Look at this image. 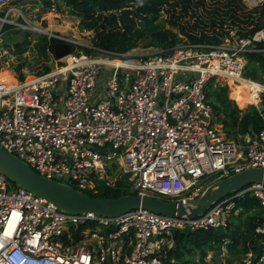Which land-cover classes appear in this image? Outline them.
<instances>
[{"label":"built area","instance_id":"2783aa9c","mask_svg":"<svg viewBox=\"0 0 264 264\" xmlns=\"http://www.w3.org/2000/svg\"><path fill=\"white\" fill-rule=\"evenodd\" d=\"M15 1L0 0V40L9 17L19 12ZM248 2L251 8L264 5ZM225 29L220 43L184 40L120 65L113 60L126 52L71 50L47 72L0 83V146L38 174L87 194L104 187L126 190L123 175L129 174L131 193L186 208L210 185V175L216 181L264 169V128L243 134L241 142L226 138L204 90L212 77L229 85L255 82L244 76L243 53H264L256 45L264 41V27L245 37L237 25ZM106 65L112 76L97 99L96 78ZM256 83L254 105L261 104L264 114V82ZM10 183L0 173V264H166L175 230L226 228L245 193L264 209L261 182L193 218L144 208L115 216L73 214L24 188L10 189Z\"/></svg>","mask_w":264,"mask_h":264},{"label":"trees","instance_id":"16d2710c","mask_svg":"<svg viewBox=\"0 0 264 264\" xmlns=\"http://www.w3.org/2000/svg\"><path fill=\"white\" fill-rule=\"evenodd\" d=\"M61 1L64 6L80 14L81 29L93 32V46L116 53H125L139 47L168 50L184 40L196 43H220L228 35V31L222 28L223 22L218 23L215 20L211 23L213 28L210 33L204 30H187L180 21L182 15H176L175 10L179 8L180 14H186L191 8V0ZM43 2L47 8L55 7L59 10L61 7L58 1L44 0ZM199 4L202 5L203 0H199ZM246 7L241 0H230L222 7L223 13L228 14L231 19V27L237 25L239 35L244 37L251 36L264 27V18L262 22H255L251 16L253 13L258 15L259 19L264 17V5L248 8L246 15H240L238 11ZM162 13L169 18L170 27H164L161 24ZM191 14L195 20L200 19L195 13ZM6 25L7 28L11 27ZM216 25H219L223 31L219 32L215 29ZM192 28H198V23H195ZM23 42L15 45L17 52L25 50V47L22 48ZM60 42L63 41L54 36L41 35L35 46L39 49L41 56L48 57L49 54H53L54 46ZM256 45L263 47L264 41ZM70 46L72 52L93 54L92 48L73 43ZM243 57L246 60L244 76L255 82H264V53L245 52ZM21 67L22 64L15 70L19 78L24 77L23 73H20ZM50 69L49 65H45L39 73ZM117 76L122 83L124 74L119 71ZM204 90L213 109L214 122L221 125L226 138L241 142L243 134L256 133L264 128V119L256 106L253 103L244 105L239 84L232 86L212 77L206 83ZM121 193H127V191L120 187H104L99 193H89V195L118 197ZM236 205L241 210L231 217L228 226L224 229L175 230L173 246L167 252L166 264H203L208 252L219 249L224 243L227 251L232 255L239 252L244 256L250 254L249 262L242 264H264V209L259 200L250 193H245L237 199ZM195 256H198V261H195Z\"/></svg>","mask_w":264,"mask_h":264},{"label":"rangeland","instance_id":"374dc122","mask_svg":"<svg viewBox=\"0 0 264 264\" xmlns=\"http://www.w3.org/2000/svg\"><path fill=\"white\" fill-rule=\"evenodd\" d=\"M43 1L44 0L15 1L14 5L18 8L19 12H16L9 17V25L11 27L7 28V25L4 26V33L0 40V83H8L10 78L18 77V72L16 73L15 70L20 64H22L20 73H23V75L40 74L39 71H41L45 65H49L51 68H54V55L49 54L48 57H43L41 56L39 49L35 46L38 37L41 35L49 37L55 34L65 38L66 40L80 44V46L88 48L93 46V32L79 27L80 14L77 11L68 6H64L61 0H57L58 4L61 5L59 10L55 7L47 8ZM229 1L230 0H203V4L200 5L199 0H191V8L186 14H180L179 8H176L177 10H175V14L182 15L180 21L187 30H204L207 33H210L213 28V26H211L213 20L218 23H220V21L223 22L222 28L228 29L231 27V19L228 14L223 13L222 7ZM248 1L249 0H241V2L247 7L246 9H240L238 11L240 15H246L247 13L245 12L248 8H251ZM191 13H195V15H198L200 19L195 20V18L191 16ZM251 16H253L252 20L255 22H262V19L264 18L262 17L259 19L258 15L253 13ZM195 23H198V28L193 29L192 27ZM161 24L164 27H170V20L167 18L166 14L162 13ZM239 26L241 27L240 24ZM215 29L219 32L223 31L219 25H216ZM174 30L176 29L174 28ZM21 42L24 43L22 48L25 47V50L17 52L15 45ZM155 50L158 49L135 48L126 52V56L120 59L133 60L135 58L146 56L147 53ZM94 53L95 52L93 51V54ZM112 72L113 67H110L109 65L101 67L95 82L94 98L99 99L104 95L106 81L111 78ZM231 85L233 86V84ZM65 86H67V83H65ZM239 88L244 105L249 103L254 104L256 97L252 95L251 89L242 85H239ZM65 92V90L62 91L63 95ZM128 175L129 174H124L123 180L127 185V193H131L128 188V186H131V183L128 180ZM214 177L215 175H210L208 177L210 184L214 182ZM9 188L14 189L16 186L11 182ZM225 245L226 244L224 243L219 249L209 251L203 264H242L249 262V253L245 256L241 254V252L232 255L229 251H227ZM194 259L195 261H198V256H195Z\"/></svg>","mask_w":264,"mask_h":264},{"label":"water","instance_id":"95a60500","mask_svg":"<svg viewBox=\"0 0 264 264\" xmlns=\"http://www.w3.org/2000/svg\"><path fill=\"white\" fill-rule=\"evenodd\" d=\"M70 44L71 42L68 41L57 43L53 51L55 59L70 54ZM256 108L261 117H264L261 104ZM0 173L16 187L24 188L54 202L64 212L73 214L94 212L102 216H115L131 209L144 208L165 215H187L193 218L235 190L255 182L264 184V169L258 167L244 169L211 183L197 199L190 201L191 206L186 208L175 200L133 193H121L118 197L90 196L74 188L70 183L52 180L38 174L26 162L8 153L1 146Z\"/></svg>","mask_w":264,"mask_h":264},{"label":"bare ground","instance_id":"6f19581e","mask_svg":"<svg viewBox=\"0 0 264 264\" xmlns=\"http://www.w3.org/2000/svg\"><path fill=\"white\" fill-rule=\"evenodd\" d=\"M116 60H118V59H116ZM113 62L115 64H117V65H120V64H123V63H129L130 60L129 59H124L123 61L122 60H120V61L113 60ZM239 85L246 86V87L250 88L251 92H252V95L256 97L257 92H258V90H257L258 86H257L256 82H244V83L239 84ZM245 105H247V104H245Z\"/></svg>","mask_w":264,"mask_h":264},{"label":"crops","instance_id":"0c3cea01","mask_svg":"<svg viewBox=\"0 0 264 264\" xmlns=\"http://www.w3.org/2000/svg\"><path fill=\"white\" fill-rule=\"evenodd\" d=\"M117 61H120V60H117ZM123 61V60H122Z\"/></svg>","mask_w":264,"mask_h":264}]
</instances>
